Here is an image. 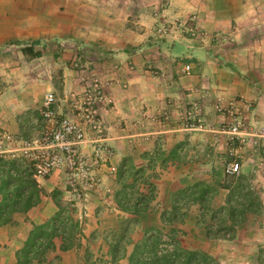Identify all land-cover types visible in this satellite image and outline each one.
Masks as SVG:
<instances>
[{"label":"crops","instance_id":"crops-1","mask_svg":"<svg viewBox=\"0 0 264 264\" xmlns=\"http://www.w3.org/2000/svg\"><path fill=\"white\" fill-rule=\"evenodd\" d=\"M177 10L171 7L168 12L174 13ZM67 30L72 37L66 39L61 46H65V55L67 54L65 58L71 61V64L67 67L65 66L67 62L63 63L60 85L63 88L62 94L55 89L53 82L55 74L48 61L50 55L45 52L49 50L46 47L51 46L50 40L43 41L37 39L38 36L32 38L31 40L40 42L38 46H34V50L41 51L40 57L32 58L31 64L36 63L37 67L29 73V77L33 78L36 84V89L28 87L27 80H24L17 83L18 85L8 84L4 90H0V135L10 133L21 138L38 136L44 129L40 112L45 94L54 91L57 99L63 104V114L69 115L71 98L66 103L63 101L68 96L77 95L82 91L85 85L82 81H85L86 77L92 73L98 76L106 95L105 106L101 110V136L114 151L110 164L118 169L124 159H132L136 166L140 160L142 163L138 167L144 169L148 167V157H159L154 166L145 169L147 176L149 173L157 174L156 179L152 178L156 187V197L150 211L142 217L140 225L136 226L132 233L133 242L140 240L144 234L141 232L145 228L163 226L162 212L170 208V200L178 190L198 181L212 182L214 179H211V175L221 169L218 160L223 155L233 152L240 155L242 173L251 172L252 166L247 160L249 155L246 149L233 147L234 142L224 136L219 129L221 117L211 113L213 108L211 99L217 96V91L210 89L212 92H209L210 97H207L204 92H199L198 88L215 90L218 85L221 88L220 93L226 96L239 94L257 99V119L263 121L264 86L256 92L254 88H250L245 78L243 83L230 71L228 75L223 72L229 79L221 77V80H226L229 84L225 85L224 81L220 80L218 69L212 68L207 49L200 45L195 46L191 51H184L182 56L183 41H180L178 36L162 40L159 43L162 45V51L158 50L160 56L154 57L155 48L150 47L151 40H148V36L152 34L150 27L140 31L128 29L123 24L115 29L102 26V29L88 27L84 30L70 27ZM24 47H19L17 52L20 58L26 57L22 52ZM165 47H169V50ZM4 50L7 49L4 47ZM5 56L0 55V61H5ZM182 58L188 59V64L181 63ZM75 62L87 67L86 70L83 72L75 70L73 68ZM186 65L193 68L192 74L183 72ZM150 66L160 70L158 76L149 71ZM194 89L203 94L201 97L205 107L204 117L210 129L217 132L208 139H202L200 131L196 130L198 127L185 126L181 123L183 111L198 95ZM108 165L102 166L97 172V179L100 182L98 188L101 189H97L95 195H88L84 201L78 203L72 201L71 195L65 189L61 172L53 173L44 181L37 180L49 195L44 196L37 207L16 214L11 224L0 227V264H14L16 254L24 246L31 230L56 215L58 208L50 196L55 189L63 192L66 203H73L71 212L80 222L83 235L81 238L78 237L68 251H62V240L56 239L55 249L47 255L44 264H126L127 258L113 263L109 254L104 257V261H97L98 254H103L106 250L101 239V232L104 231L106 223L114 224L132 218L120 210L114 199L113 176H109ZM252 177L255 183L257 180L255 176ZM141 190H144L143 186ZM222 205L219 195L216 196L212 206L217 208ZM192 208L196 212L192 214L190 210L189 214L197 216L199 206L194 205ZM191 219L189 216L182 225L189 224V221H193ZM238 237L239 231L235 240ZM132 249L133 246L127 247L128 255ZM92 253L96 254L94 261L89 259V254Z\"/></svg>","mask_w":264,"mask_h":264},{"label":"rangeland","instance_id":"rangeland-1","mask_svg":"<svg viewBox=\"0 0 264 264\" xmlns=\"http://www.w3.org/2000/svg\"><path fill=\"white\" fill-rule=\"evenodd\" d=\"M171 7L178 10L169 13ZM123 24L128 29L140 31L150 27L152 34L150 37L148 36V40H151L150 47L155 48L153 49L154 57L160 56L158 50L162 51V45H159L162 40L174 39L175 36H178L180 41H183L182 56L184 51H191L195 46L200 45L207 49L212 61V68L218 69L220 80L221 77L229 79L223 72L228 75V71H230L243 83L246 80L250 88H254L256 92L264 86V0H0V55H6L5 61H0V90H4L8 84L18 85L17 83H22L21 81L24 80H27L28 87L36 89L33 78L29 77V73L36 69V63L31 64L30 57L20 58L17 54L19 47L31 45L33 41H36L31 40L32 38L38 36L37 39L50 40L51 46H47L46 48L49 50L45 52L50 55L48 61L55 74L53 82L57 90L62 83L64 61L67 62L66 65L64 64L67 67L71 64V61L65 58L67 55L64 51L65 46H61L66 39L72 37L70 33L66 32L67 29L70 27H79L84 30H87L88 27L102 29V26L115 29ZM92 31L94 32V30ZM4 47L7 50H4ZM165 48L169 50V47ZM46 57L48 56L46 55ZM61 58L62 61H60ZM188 61V59L182 58L181 63L188 64ZM79 64L75 62L73 68L79 72L86 70L87 67L80 68L81 64ZM148 69L154 76H158L160 72L154 66H150ZM192 73L193 68L190 71V74ZM221 81H224L225 85H229L226 80ZM235 86L238 88V84ZM198 89L199 92H204L203 94H206L207 97H210L209 92L217 91V96H214L213 100L211 99L213 107L211 113H215L217 116H220L216 109L219 102L227 104L245 98L253 104L255 109L257 108V99L239 94H227L228 96H226L220 93L221 88L218 85L215 90L206 87ZM194 92L198 95L183 111L181 123L185 126L198 127V129H194L200 131L202 139H208L210 135L217 132L210 129L211 127L208 126L209 123L204 117L205 107L201 97L203 94H199L196 89ZM21 98L22 96H20ZM224 127V120L221 118L219 129L223 132ZM222 134L228 137L226 133ZM233 147L246 149L249 155L247 160L252 166L251 172L249 174L241 173L238 176H229L225 173L227 163L233 161L242 163L240 155L233 152L219 158L221 169L218 170L216 178H213V173L211 179H217L226 184L241 175L255 176L257 181L253 183L263 191L264 145L258 148L251 145L241 147L239 143L234 142ZM158 158L148 157V167L144 169L147 170L154 166ZM151 159L152 161H150ZM128 163L142 168L138 167L142 163L140 160L137 161V166L132 159H128ZM108 173L109 176L113 174L112 172ZM149 175L156 176L157 174L149 173ZM207 179L210 180V178ZM112 180L114 188L118 189L114 178ZM99 186L98 180L97 188L91 190L88 195H95L96 190L101 189L98 188ZM145 189L143 192L147 193ZM109 191L112 193L111 189ZM221 191L219 201L224 204L228 191ZM262 201L264 204V200ZM190 210L192 214L196 212L192 207ZM189 222L187 225L177 226V229L184 234L179 237V241L185 248L206 251L223 264H264V208L261 215H250L247 221L238 228L239 237L234 242L208 241L201 236L200 230L195 226V221ZM118 224L119 222L106 223L104 231L101 232V239L107 252L98 254L97 261H104V257L109 254V246L104 240L108 237V241H111L112 233L118 229ZM95 257V253L89 254L90 260L94 261Z\"/></svg>","mask_w":264,"mask_h":264},{"label":"trees","instance_id":"trees-1","mask_svg":"<svg viewBox=\"0 0 264 264\" xmlns=\"http://www.w3.org/2000/svg\"><path fill=\"white\" fill-rule=\"evenodd\" d=\"M39 44V41H34L25 46L23 54L31 59L40 57L41 51L34 50V46ZM57 90L62 94V87ZM216 174L218 171L213 178ZM112 176L118 187L114 199L122 212L132 216L119 221L111 241L108 237L104 240L113 263L127 258L126 264H223L206 251L185 248L179 241L184 234L177 226L192 216L189 214L191 207L198 205L199 214L191 220L195 221L201 236L208 241L232 242L248 217L261 215L264 208L262 190L255 186L253 177L241 175L226 184L217 179L198 181L172 196L170 208L162 212L161 228H145L142 239L133 242L132 233L155 200L156 187L152 178L157 177L147 176L145 169L129 164L128 159H124ZM142 186L147 193L141 190ZM221 190L228 191V195L223 206L215 209L212 201ZM46 195L49 194L34 178L28 163L0 159V227L11 224L16 214L37 207ZM50 196L58 212L51 220L31 230L24 246L17 252L14 264H44L47 255L55 249L56 239L62 240L61 250L68 251L78 237H82L81 224L71 212L73 203H66L59 189L52 191ZM128 246H133L129 255Z\"/></svg>","mask_w":264,"mask_h":264},{"label":"built area","instance_id":"built-area-1","mask_svg":"<svg viewBox=\"0 0 264 264\" xmlns=\"http://www.w3.org/2000/svg\"><path fill=\"white\" fill-rule=\"evenodd\" d=\"M80 68L84 65L81 64ZM190 71V65L183 69L184 73ZM84 80L82 91L63 101L66 103L71 98L69 115L63 114V104L54 91L45 94L40 112L44 129L38 136L0 135V159L28 163L36 180L44 181L53 173L61 172L65 189L75 203L84 201L88 193L97 188V172L102 166L109 164L108 169L112 173L116 170L110 164L114 151L101 136V110L106 102L103 83L94 73ZM216 109L224 120L223 132L230 141L239 143L241 147L264 145V120L257 119L252 103L242 98L227 104L219 102ZM225 173L240 175L241 163H227Z\"/></svg>","mask_w":264,"mask_h":264}]
</instances>
